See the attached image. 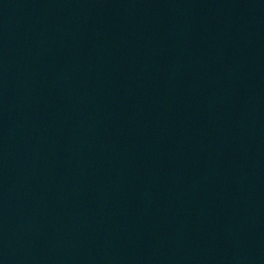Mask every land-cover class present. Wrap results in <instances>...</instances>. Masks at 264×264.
<instances>
[{"label": "water", "instance_id": "1", "mask_svg": "<svg viewBox=\"0 0 264 264\" xmlns=\"http://www.w3.org/2000/svg\"><path fill=\"white\" fill-rule=\"evenodd\" d=\"M0 264H264V0H0Z\"/></svg>", "mask_w": 264, "mask_h": 264}]
</instances>
